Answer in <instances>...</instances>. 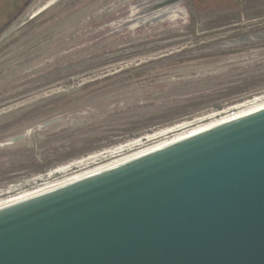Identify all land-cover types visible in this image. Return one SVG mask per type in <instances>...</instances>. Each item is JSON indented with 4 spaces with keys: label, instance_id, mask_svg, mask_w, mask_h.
I'll return each instance as SVG.
<instances>
[{
    "label": "rangeland",
    "instance_id": "rangeland-1",
    "mask_svg": "<svg viewBox=\"0 0 264 264\" xmlns=\"http://www.w3.org/2000/svg\"><path fill=\"white\" fill-rule=\"evenodd\" d=\"M262 103L264 0H31L0 35V201Z\"/></svg>",
    "mask_w": 264,
    "mask_h": 264
},
{
    "label": "water",
    "instance_id": "water-1",
    "mask_svg": "<svg viewBox=\"0 0 264 264\" xmlns=\"http://www.w3.org/2000/svg\"><path fill=\"white\" fill-rule=\"evenodd\" d=\"M0 264H264V105L0 201Z\"/></svg>",
    "mask_w": 264,
    "mask_h": 264
},
{
    "label": "flooded vegetation",
    "instance_id": "flooded-vegetation-1",
    "mask_svg": "<svg viewBox=\"0 0 264 264\" xmlns=\"http://www.w3.org/2000/svg\"><path fill=\"white\" fill-rule=\"evenodd\" d=\"M240 1L241 0H236V3L239 4ZM244 1L245 0H242L243 3ZM30 2L31 0H0V35L7 28H9L12 22L17 20V18L22 14L25 8L30 4ZM232 11L233 14L235 15L241 14V10L239 11L236 8L232 9L231 12ZM211 12L214 13L215 11H211ZM201 13L204 14L206 12L201 11Z\"/></svg>",
    "mask_w": 264,
    "mask_h": 264
},
{
    "label": "bare ground",
    "instance_id": "bare-ground-1",
    "mask_svg": "<svg viewBox=\"0 0 264 264\" xmlns=\"http://www.w3.org/2000/svg\"><path fill=\"white\" fill-rule=\"evenodd\" d=\"M155 1V0H154ZM166 1V0H165ZM162 2V1H161ZM166 3V2H165ZM156 4V3H155ZM158 4V3H157ZM153 6V5H152ZM155 7V6H154ZM157 7V6H156ZM161 12H163V11H161ZM168 12V11H167ZM261 105H264V103H262V104H260V105H258V106H261ZM258 106H256V107H258ZM256 107H253V108H256ZM253 108H251V109H253ZM250 110V109H249ZM248 111V110H247ZM245 112V111H244ZM242 113V112H241ZM240 114V113H239ZM231 117V116H230ZM227 118H229V117H227ZM226 119V118H225ZM224 120V119H223ZM205 127V126H204ZM197 129H199V128H197ZM194 131V130H193ZM184 135V134H183Z\"/></svg>",
    "mask_w": 264,
    "mask_h": 264
}]
</instances>
